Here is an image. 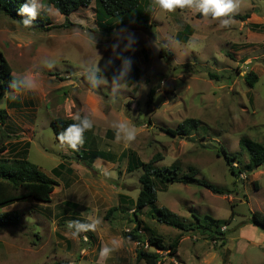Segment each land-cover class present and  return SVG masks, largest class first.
Listing matches in <instances>:
<instances>
[{
	"label": "rangeland",
	"instance_id": "1",
	"mask_svg": "<svg viewBox=\"0 0 264 264\" xmlns=\"http://www.w3.org/2000/svg\"><path fill=\"white\" fill-rule=\"evenodd\" d=\"M238 2L235 13L250 17L244 21L231 18L228 27L191 8L149 12L153 0L144 2L146 22L105 17V27H101L96 0H92L90 6L70 14L73 26L47 32L26 29L20 20L0 12V53L15 76L32 77L38 83L35 91L4 93L0 85V108L8 113L6 132L10 135V151L2 155L13 158L27 150L29 160L59 183L51 203L29 198L8 207L16 208L21 219L18 225L0 227V264L60 260L147 264L138 259L139 249L159 252L158 264H264V227L253 215H264V163L247 171L249 152L240 145L244 137L264 143V0ZM51 21L62 25L66 18L59 12ZM188 25L194 33L182 34L187 40L179 38ZM122 29L136 37L132 50L125 51L127 41L117 37ZM115 44L119 47L113 48ZM162 47L172 54L170 59L160 56ZM46 57L58 62L53 69L43 63ZM120 57L134 63L129 74L114 83L122 68ZM89 62L100 65L103 73L96 91L83 79ZM251 71L257 74L253 86L246 80ZM9 95L20 101L18 107L8 100ZM84 103L97 136L92 149L109 151L113 160L97 159L89 165L87 158L57 139L51 120L83 115ZM188 118L199 121L191 134L173 136L166 131ZM117 121L136 128L134 141L123 133L116 139ZM109 129L115 133H107ZM224 149L237 155L238 175L232 174ZM129 150L145 162L161 154L157 168H175L179 177L194 169L199 179L225 193L198 183L158 181L157 201L138 213L146 242L127 240L124 234L136 226L134 202L143 173L142 169L127 171L128 153H124ZM61 162L64 168L57 177L52 171ZM161 207L175 212L192 229L159 222L151 212ZM194 214L202 218L206 229L195 227ZM72 220L100 223L96 231L71 239L67 224ZM217 220L224 222L223 236L216 231ZM213 234L220 238L213 240ZM151 235L162 239L166 247L181 236L178 251L170 254L149 245ZM113 237L122 241L121 247L100 257L101 247L108 246Z\"/></svg>",
	"mask_w": 264,
	"mask_h": 264
},
{
	"label": "trees",
	"instance_id": "2",
	"mask_svg": "<svg viewBox=\"0 0 264 264\" xmlns=\"http://www.w3.org/2000/svg\"><path fill=\"white\" fill-rule=\"evenodd\" d=\"M26 2V0H0V12L5 13L13 18H16L21 21L23 16L19 15V7ZM144 2L145 0H96L97 11L96 18L97 22L101 27H105L104 21L105 17H122L126 20L133 18L134 20H141L146 22L147 19L144 16ZM92 3V0H46V4L59 9V12L65 15L66 22L62 25H55L51 21V17L47 15H41L38 17L35 22V26L30 29H36L39 31H51L55 28H60L65 25V28L73 26L74 24L70 21V14L74 11H77L81 7H88ZM250 15L244 14H231V18L237 20H247ZM194 30L191 26H186L185 30L179 33V38L187 40L189 34H192ZM187 34V37H183L182 34ZM171 53H169L166 48L162 47L160 49L161 57L171 58ZM134 63V60H132ZM132 63V64H133ZM87 74H91L86 72ZM86 73L83 75L84 83L91 88L90 83L86 79ZM210 77L217 79L216 74L210 73ZM15 80L16 88H12V83ZM246 80L251 86L254 85L257 80V74L254 72H249L246 75ZM25 79L17 77L13 74V68L7 58L0 53V85L3 91L9 92H18L26 89L24 85ZM1 95H4L2 94ZM152 93L149 95L148 103H151ZM13 106H19V100L13 99L11 95L8 96ZM83 116V115H82ZM8 113L5 109L0 108V207H6L12 203L24 201L29 198H33L41 202H51L52 194L55 190V187L58 185V182L53 179L51 176L42 171L35 163L29 160L27 150L20 153L13 158L3 157L2 154L9 152L10 143L7 141V138L10 135L6 132V123H7ZM74 121L71 117H55L51 120V126L54 130V133L59 140V135L64 131V129L72 124ZM199 126V121L194 118H188L184 120L181 124L178 125L175 129L168 128L166 131L173 135H189L193 130H196ZM94 129L86 131L84 133V143L88 140V135ZM107 133H115L114 130H109ZM83 145L79 146L77 150H74L77 156L88 160L89 165H92L97 158L104 160H113L114 156L109 151L91 149L90 151L85 150ZM87 145V143H86ZM240 145L242 149H246L249 152V163L246 166L247 171H253L257 167H260L264 163V143L255 141L248 137H244L240 140ZM83 147V148H82ZM80 151L87 152L84 155ZM128 153V154H127ZM128 156V165L127 171L134 172L138 169H142L143 173L140 176V181L142 188L138 195V198L135 200V210L134 215L136 217V226L135 228L124 234V237L127 240H132L138 243H145L146 240L141 232V220L138 217V213L144 210V208L150 204H154L158 199L157 193V183L161 181L163 183L180 181L184 184L198 183L202 186L210 189L211 191L224 194V189L217 187L213 183H210L206 180L199 179L197 177V172L194 169H191L189 172L183 174L181 177L178 176V173L175 168H157L155 163L162 159L161 154H156L150 161H143L137 152L129 150L124 153ZM224 157L226 159L229 168L234 175H238L241 171H237V168L234 166L236 163L237 155L229 154L226 149H224ZM64 168V163L59 164L56 168L53 169V174L55 176H61V170ZM114 208L108 210V214L113 212ZM151 215L161 223L175 227L180 230H190L192 226L182 221L179 216L166 207L158 208L157 210L151 212ZM254 221L259 225L264 227V215L261 213L255 212ZM196 219L197 228H207L204 226L203 220L198 215L194 214ZM21 216L20 213L16 210L6 211L0 213V226L3 224L18 225L20 222ZM217 233H220L223 236L222 225L223 221L217 220L214 222ZM213 240L220 238L216 235H211ZM222 238V237H221ZM181 236H178L176 239L166 247L164 241L157 236L151 235L147 239L149 245L161 249L164 251H169L170 254H175L178 251V245L180 242ZM223 243H224V239ZM138 259L145 260L147 264H158L161 255L159 252H146L143 250H137ZM51 264H71L70 261L60 260Z\"/></svg>",
	"mask_w": 264,
	"mask_h": 264
},
{
	"label": "clouds",
	"instance_id": "3",
	"mask_svg": "<svg viewBox=\"0 0 264 264\" xmlns=\"http://www.w3.org/2000/svg\"><path fill=\"white\" fill-rule=\"evenodd\" d=\"M177 8L195 9L202 17L219 19L222 27H228L231 23V14L237 12L239 9L238 0H153V6L149 9V12H156L157 10H165L167 12H174ZM19 15L23 16L22 26L26 29L35 26V22L41 15L54 16L59 13V9L54 11L53 6L46 4L45 0H26L18 9ZM123 37L127 43L124 45V50H132L133 45L137 40L133 33L127 32V30H121L117 33V37ZM154 44L156 45L155 41ZM157 46V45H156ZM119 47V44L113 45V48ZM158 48V47H157ZM122 60V68L119 75L114 78V83L119 80H123L132 68V60L130 58L120 57ZM43 63L48 69H53L57 65V61L52 58L46 57ZM111 63V60L108 61ZM86 79L91 85V88L96 89L98 83L103 80V73L100 65L89 62L87 64ZM25 87L29 91H35L38 89V83L36 80L26 78L24 81ZM12 88H16L15 80L12 83ZM15 99V97H13ZM71 119L74 121L69 124L62 133L59 135V140L62 144L68 145L71 149L77 150L79 146L84 143V133L93 128V121L88 116H82L77 113L71 115ZM116 129V139H120L121 133H123L128 141H134L137 136L136 128L130 125L127 121H117L114 124ZM90 218V217H88ZM100 221L96 220L93 223H81L79 220L69 221L67 229L69 230L71 239H77L81 233L89 231H96L97 224ZM86 240L87 237L85 236ZM122 245V241L119 238L113 237L109 240L108 246H102L100 249V257H107L112 252L117 251Z\"/></svg>",
	"mask_w": 264,
	"mask_h": 264
},
{
	"label": "crops",
	"instance_id": "4",
	"mask_svg": "<svg viewBox=\"0 0 264 264\" xmlns=\"http://www.w3.org/2000/svg\"><path fill=\"white\" fill-rule=\"evenodd\" d=\"M259 17V16H258ZM257 16H256V18H258ZM194 33V32H193ZM95 91H96V89H94ZM91 92H93L94 93V91H92V90H90ZM87 96V95H86ZM98 97H100V96H98ZM87 98V97H86ZM101 101V98H99V102ZM20 103V102H19ZM84 105H85V113H82L83 114V116H89V109L87 108V106H86V104L84 103ZM18 107V106H17ZM88 110V111H87ZM91 113V112H90ZM90 117V116H89ZM104 117H105V115H104ZM91 119V118H90ZM92 120V119H91ZM93 121V120H92ZM93 125H94V122H93ZM94 130H95V125H94V129H93V131L91 132V133H89V135H88V140L86 141V143H87V145H86V143H85V145H83V147H84V149L85 150H91L92 149V146L94 145V139H96L95 137H97L96 135H94ZM110 130V129H109ZM108 130V131H109ZM107 131V132H108ZM89 136H92V138H90ZM89 140H90V142H89ZM82 147V148H83ZM98 160H102L101 158H97ZM96 159V160H97ZM95 160V161H96ZM94 161V162H95ZM61 163H64V162H61ZM53 172V171H52ZM58 182V181H57ZM59 184V183H58ZM56 188V187H55ZM55 191V190H54ZM54 193V192H53ZM53 195V194H52ZM51 202H52V199H51ZM51 202H49V203H51ZM17 202H15V203H12V204H10V205H8V206H6V207H3L1 210H0V212H6V211H10V210H16V208H8V207H12V206H18V203L16 204ZM62 203H65V200L62 202ZM8 227V226H7Z\"/></svg>",
	"mask_w": 264,
	"mask_h": 264
},
{
	"label": "water",
	"instance_id": "5",
	"mask_svg": "<svg viewBox=\"0 0 264 264\" xmlns=\"http://www.w3.org/2000/svg\"><path fill=\"white\" fill-rule=\"evenodd\" d=\"M7 226H9V224H3L0 227H7Z\"/></svg>",
	"mask_w": 264,
	"mask_h": 264
}]
</instances>
